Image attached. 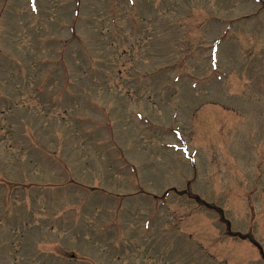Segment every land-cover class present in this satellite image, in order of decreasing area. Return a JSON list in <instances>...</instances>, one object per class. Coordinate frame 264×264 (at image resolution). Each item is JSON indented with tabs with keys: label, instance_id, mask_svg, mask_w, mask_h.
Segmentation results:
<instances>
[{
	"label": "rangeland",
	"instance_id": "374dc122",
	"mask_svg": "<svg viewBox=\"0 0 264 264\" xmlns=\"http://www.w3.org/2000/svg\"><path fill=\"white\" fill-rule=\"evenodd\" d=\"M0 264H264V0H0Z\"/></svg>",
	"mask_w": 264,
	"mask_h": 264
}]
</instances>
